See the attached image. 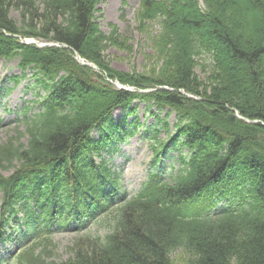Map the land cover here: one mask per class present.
Returning a JSON list of instances; mask_svg holds the SVG:
<instances>
[{
	"label": "trees",
	"instance_id": "obj_1",
	"mask_svg": "<svg viewBox=\"0 0 264 264\" xmlns=\"http://www.w3.org/2000/svg\"><path fill=\"white\" fill-rule=\"evenodd\" d=\"M101 1L0 0V60L33 70L44 91L38 112L22 115L24 131L0 143V169L13 168L0 172V246L14 242L0 262L46 264L52 226L79 230L110 208L109 185L119 186L102 152L134 133L113 111L133 114L137 100L175 114L173 132L152 145L153 162L176 150L180 165L168 180L150 173L138 193L123 194L115 226L80 236L55 264H174L177 247L185 264H264V0H140L137 28L159 26L160 67L149 74L106 61L108 47L127 43L114 25L100 28ZM200 55L211 60L204 80Z\"/></svg>",
	"mask_w": 264,
	"mask_h": 264
},
{
	"label": "rangeland",
	"instance_id": "obj_2",
	"mask_svg": "<svg viewBox=\"0 0 264 264\" xmlns=\"http://www.w3.org/2000/svg\"><path fill=\"white\" fill-rule=\"evenodd\" d=\"M140 0H102L98 4L99 10L96 12L97 21L103 32L109 33L114 25L120 36L127 43L123 47L110 46L106 49L104 55L106 61L113 69L117 71L128 72L132 74L156 73L160 67V60L157 56V45L154 38L159 26L155 20L145 22L143 29L137 28L135 13L139 7ZM9 16L18 25L21 22L20 10L12 8ZM196 74L204 80L211 69V60L208 55H200L198 58ZM23 73L18 66L17 59L0 60V143L5 142L10 136L16 135L17 130L23 132L24 124L22 115H33L39 110L37 103L39 95L44 91L41 83L38 81V75L33 70ZM18 79V81H15ZM135 112H127L117 108L113 111L115 120L126 116L127 130L134 131L131 136L124 137L122 142H116L114 151H103L102 155L107 160L108 167L115 173L120 187V193L112 195L111 206L105 212L96 214V217L86 221L79 230H76L77 224L73 227L64 229L53 228L50 245V253L45 254L46 264H55L65 261L71 254L70 247L75 240L82 235H104L115 226L118 217L116 210L123 200L121 196L130 198L140 191L148 174L160 169L161 176L168 180L179 167L177 160L178 151L166 152L162 155V161L154 160V150L152 145L155 140H165L173 132V122L175 114L167 116V109H158L155 105L147 104L141 101H135ZM164 119L169 125L167 132L162 127ZM97 136V131L93 132ZM27 135H23L21 142H26ZM157 149V148H156ZM158 150V149H157ZM96 161L99 157L95 156ZM157 163V167H155ZM153 164V165H152ZM3 175H8L13 168H1ZM112 174V173H111ZM113 175V174H112ZM112 194L114 189L119 191L115 182L109 185ZM1 203V193H0ZM223 203L220 202L218 207ZM217 207V208H218ZM14 247V242H6L0 246V258L7 259ZM171 261L174 264H185L188 253L183 247H177L170 252ZM0 264H18L15 260L9 259Z\"/></svg>",
	"mask_w": 264,
	"mask_h": 264
}]
</instances>
